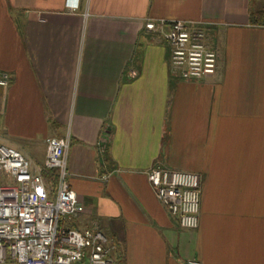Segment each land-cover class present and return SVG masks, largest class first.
<instances>
[{
  "label": "crops",
  "instance_id": "0c3cea01",
  "mask_svg": "<svg viewBox=\"0 0 264 264\" xmlns=\"http://www.w3.org/2000/svg\"><path fill=\"white\" fill-rule=\"evenodd\" d=\"M175 20L205 28L214 75L171 67ZM0 72V143L39 165L71 138L83 212L63 226L99 230L123 264H264V0H0ZM156 164L200 175L198 229L158 201Z\"/></svg>",
  "mask_w": 264,
  "mask_h": 264
},
{
  "label": "built area",
  "instance_id": "2783aa9c",
  "mask_svg": "<svg viewBox=\"0 0 264 264\" xmlns=\"http://www.w3.org/2000/svg\"><path fill=\"white\" fill-rule=\"evenodd\" d=\"M165 24L148 20L146 29H163ZM165 39L171 47V67L184 80L197 81L217 72L218 55L203 26L172 21ZM11 81L10 74L0 72V89H7ZM46 144L45 161L35 165L20 151L0 143V264H123L116 256V243L99 230L62 225L64 219L83 212L68 181L71 138L51 137ZM44 172L54 177V196ZM146 174L158 201L181 228L198 229L200 175L159 164ZM185 264L202 263L190 260Z\"/></svg>",
  "mask_w": 264,
  "mask_h": 264
},
{
  "label": "trees",
  "instance_id": "16d2710c",
  "mask_svg": "<svg viewBox=\"0 0 264 264\" xmlns=\"http://www.w3.org/2000/svg\"><path fill=\"white\" fill-rule=\"evenodd\" d=\"M256 20H257V17L255 16V15H251V22L253 23H255L256 22Z\"/></svg>",
  "mask_w": 264,
  "mask_h": 264
},
{
  "label": "rangeland",
  "instance_id": "374dc122",
  "mask_svg": "<svg viewBox=\"0 0 264 264\" xmlns=\"http://www.w3.org/2000/svg\"><path fill=\"white\" fill-rule=\"evenodd\" d=\"M51 183H52V184H51V185H52L51 188H52V192H53V189H54L55 186H54V182H53V181H52Z\"/></svg>",
  "mask_w": 264,
  "mask_h": 264
}]
</instances>
